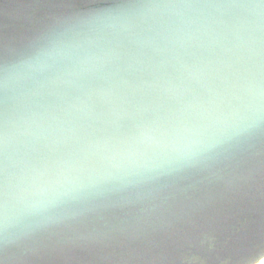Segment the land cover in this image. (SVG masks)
<instances>
[{"label": "water", "instance_id": "1", "mask_svg": "<svg viewBox=\"0 0 264 264\" xmlns=\"http://www.w3.org/2000/svg\"><path fill=\"white\" fill-rule=\"evenodd\" d=\"M264 0H0V264L264 258Z\"/></svg>", "mask_w": 264, "mask_h": 264}, {"label": "snow or ice", "instance_id": "2", "mask_svg": "<svg viewBox=\"0 0 264 264\" xmlns=\"http://www.w3.org/2000/svg\"><path fill=\"white\" fill-rule=\"evenodd\" d=\"M261 7L264 8V4H262ZM259 264H264V258H261V259L259 260Z\"/></svg>", "mask_w": 264, "mask_h": 264}, {"label": "bare ground", "instance_id": "3", "mask_svg": "<svg viewBox=\"0 0 264 264\" xmlns=\"http://www.w3.org/2000/svg\"><path fill=\"white\" fill-rule=\"evenodd\" d=\"M256 264H259V262H257Z\"/></svg>", "mask_w": 264, "mask_h": 264}]
</instances>
